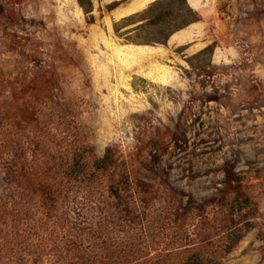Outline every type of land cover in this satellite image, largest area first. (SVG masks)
I'll use <instances>...</instances> for the list:
<instances>
[{"label":"rangeland","instance_id":"1","mask_svg":"<svg viewBox=\"0 0 264 264\" xmlns=\"http://www.w3.org/2000/svg\"><path fill=\"white\" fill-rule=\"evenodd\" d=\"M0 264H264V0H0Z\"/></svg>","mask_w":264,"mask_h":264},{"label":"trees","instance_id":"2","mask_svg":"<svg viewBox=\"0 0 264 264\" xmlns=\"http://www.w3.org/2000/svg\"><path fill=\"white\" fill-rule=\"evenodd\" d=\"M79 1V0H78ZM194 21V20H193Z\"/></svg>","mask_w":264,"mask_h":264}]
</instances>
